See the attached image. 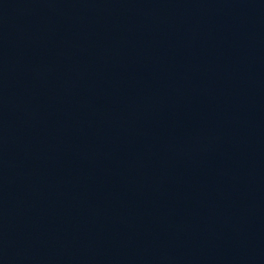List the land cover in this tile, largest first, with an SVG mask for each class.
I'll list each match as a JSON object with an SVG mask.
<instances>
[{
  "label": "water",
  "instance_id": "95a60500",
  "mask_svg": "<svg viewBox=\"0 0 264 264\" xmlns=\"http://www.w3.org/2000/svg\"><path fill=\"white\" fill-rule=\"evenodd\" d=\"M0 264H264V0H0Z\"/></svg>",
  "mask_w": 264,
  "mask_h": 264
}]
</instances>
